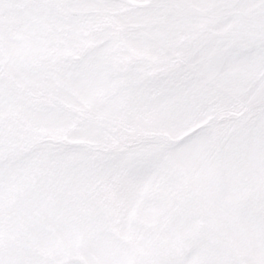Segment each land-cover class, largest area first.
Returning a JSON list of instances; mask_svg holds the SVG:
<instances>
[{
    "label": "snow or ice",
    "instance_id": "obj_1",
    "mask_svg": "<svg viewBox=\"0 0 264 264\" xmlns=\"http://www.w3.org/2000/svg\"><path fill=\"white\" fill-rule=\"evenodd\" d=\"M0 264H264V0H0Z\"/></svg>",
    "mask_w": 264,
    "mask_h": 264
}]
</instances>
